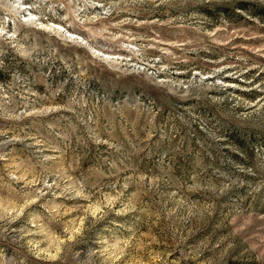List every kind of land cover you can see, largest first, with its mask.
Here are the masks:
<instances>
[{"label": "rangeland", "instance_id": "rangeland-1", "mask_svg": "<svg viewBox=\"0 0 264 264\" xmlns=\"http://www.w3.org/2000/svg\"><path fill=\"white\" fill-rule=\"evenodd\" d=\"M0 264H264V0H0Z\"/></svg>", "mask_w": 264, "mask_h": 264}]
</instances>
